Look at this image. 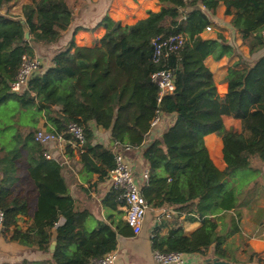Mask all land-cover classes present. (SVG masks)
<instances>
[{"label": "trees", "instance_id": "obj_1", "mask_svg": "<svg viewBox=\"0 0 264 264\" xmlns=\"http://www.w3.org/2000/svg\"><path fill=\"white\" fill-rule=\"evenodd\" d=\"M18 0H0V211L5 215L4 235L26 246L37 245L50 252L56 228V249L51 259L34 264H90L115 251L118 236H133L124 221L125 206L120 193L111 190L104 200L112 211L108 222L98 221L89 229V211H80L64 176V165L48 160L46 149L37 143L33 122L45 118L67 134L70 122L85 129L86 144L67 155L79 154L86 180L108 177L115 167L113 149L94 144L89 124L96 122L111 130L114 143L142 150L149 166V179L141 187L150 211L174 208L176 220L186 211L187 219H201L202 227L191 236L183 224L169 227L161 220L153 235L154 251L206 256L215 246V257L232 262L235 251L228 241L242 232V221L251 215L257 225L264 223V57L255 65L230 73L228 94L219 96L205 61L240 54L223 37L205 40L202 34L212 24L220 3L226 14L234 15L236 28L248 42L251 34L264 31V0H159L160 11H149L145 19L124 25L109 16L100 21L106 33L96 48L79 47L72 40L68 50L52 58V66L35 75L21 94L10 84L24 56H35L38 46L61 41L70 30L74 13L66 0H31L13 15ZM7 12L2 13L3 9ZM30 30V40L24 30ZM183 34L188 38L179 55L167 66L175 67L176 90L161 103L166 114H176L175 124L163 135L151 136V123L158 110L160 89L152 75L162 66L153 60V41L159 36ZM237 115L242 131L227 129L223 117ZM47 131L54 132L52 129ZM217 134L224 142L225 170L212 162L204 135ZM24 150L27 155L22 153ZM27 166L38 207L32 225L22 231L21 214L28 201L16 194L20 165ZM60 219L64 220L59 224ZM169 227L166 236L162 230ZM214 257V258H215ZM258 263L264 259L253 255ZM240 264L238 260L234 261Z\"/></svg>", "mask_w": 264, "mask_h": 264}, {"label": "crops", "instance_id": "obj_2", "mask_svg": "<svg viewBox=\"0 0 264 264\" xmlns=\"http://www.w3.org/2000/svg\"><path fill=\"white\" fill-rule=\"evenodd\" d=\"M20 2V0H18ZM23 4H28L31 0H23ZM68 6L74 13V22L70 30L63 32L60 42L51 46H38L35 48V55L40 57L42 61L41 73L45 72L52 66V58L56 55L68 50L69 44L74 40L79 47L96 48L100 46V41L104 37L106 31L100 26V21L104 16H109L115 21H119L124 25H134L138 21L145 19L149 11H160L159 0H66ZM17 4V3H16ZM21 3V6L23 5ZM20 6V7H21ZM12 10L19 8L13 5ZM2 13H5L2 11ZM15 14V13H13ZM21 14V9H20ZM234 15L226 14V6L220 3L212 16V24L216 29V33L209 35L203 34L205 40L217 39L223 37L228 43L238 50L240 54L233 57H224L220 60L214 59L212 56L205 61L206 67L213 75L214 83L217 86L221 84H229V77L232 70L242 71L249 69L264 57V31L262 34H251L248 42L242 38L241 32L236 28ZM40 47V49H38ZM176 114H168L163 125L162 131L157 132L154 139L160 138L164 131L171 128L176 121ZM224 124L227 129H236L242 131V121L237 115L223 117ZM94 133V144L103 145L112 149L115 146L111 130H106L102 126H98L96 122L89 124ZM34 129H52L57 130L54 123H48L45 118H40L33 122ZM152 135L148 138L145 145H150L153 141ZM204 141L208 149L210 158L214 165L221 171L225 170L226 163L224 161V142L217 134H205ZM67 142L54 143L48 147L55 161H59L64 165L63 176L69 185L71 195L76 200L77 208L80 211H89L92 218L88 221L89 229L96 227L98 221L108 222L112 211L105 209L104 200L110 193V183L108 178L101 180L99 175L84 181L83 167L80 163L79 154L74 157L67 155ZM24 156L27 153L22 150ZM133 171L138 178H141L143 172L148 168V163L143 159L142 150L136 149L128 153ZM20 165V182L16 185V194H21L22 199L28 201L27 214L19 215L18 225L22 231H27L32 225V215L38 207V196L34 192L27 166L24 163ZM2 175L0 174V180ZM143 185V184H142ZM141 185V187H142ZM264 207V203L262 204ZM119 211L125 212L123 219L126 221V211L123 207ZM160 210H153L147 213L143 224L142 232L133 236H118V245L115 250L119 255L118 264H159L154 258L153 235L155 230L160 228ZM187 213L184 211L181 219L176 220L175 215L170 220H165L169 227L174 223L183 224L185 235L191 236L194 232L202 227V221L196 218L194 221L187 219ZM64 220L60 219L59 224H63ZM169 227L162 230L161 235L166 236ZM56 228L52 229L53 238H56ZM13 230L0 236V264H34L51 259V253L42 252L35 244L31 247L12 241ZM243 239L250 250L251 256L257 255L264 259V223L257 225L251 215H245L242 221V232L230 238L229 243H235V239ZM52 241V242H53ZM186 256V255H185ZM201 257L205 264V260L215 257V246H211L206 256ZM196 256V257H197ZM234 257V256H233ZM191 259V256H186ZM195 261L201 260V258ZM236 258V259H234ZM232 262L239 259L234 257ZM194 261V262H195ZM240 264H260L254 258L251 262L248 260H238Z\"/></svg>", "mask_w": 264, "mask_h": 264}, {"label": "built area", "instance_id": "obj_3", "mask_svg": "<svg viewBox=\"0 0 264 264\" xmlns=\"http://www.w3.org/2000/svg\"><path fill=\"white\" fill-rule=\"evenodd\" d=\"M216 33V29L213 24L207 26L203 34L212 35ZM202 34V35H203ZM201 35V36H202ZM188 38L183 34H171L167 36H159L153 41L154 55L153 60L156 64L162 66V68L152 75L153 82L159 87L158 103L159 108L156 112V116L151 123V130L153 132L162 131L163 125L166 121L167 115L161 109V103L163 99L168 95H171L176 90L175 84V72L176 68L167 66L169 60L174 55H179L182 49L185 47ZM42 61L38 56H24L23 63L19 69L15 80L10 84L11 92L15 94H21L28 88L31 79L41 73ZM228 84H221L217 86V94L224 96L228 94ZM67 134L71 136V140L68 141L65 138V134L57 132H50L45 129H38L35 132L34 139L37 143L42 145L45 149V157L48 160H55L48 147L54 143H63L71 145L75 150H80L86 144L85 129L78 123L70 122L67 126ZM151 133V135H152ZM147 147V145H145ZM115 156V167L108 174V181L110 183L111 190H115L120 193V201L125 202L123 207L126 211V222L132 229L134 235H139L142 232L143 224L146 219L147 213L150 211V207L145 200L142 192L141 185L146 183L149 179V166L143 172L141 178H138L132 168L128 153L136 148L130 146H122L119 143H115L112 148ZM160 220L172 219L176 215L174 208H165L160 210ZM4 219L5 215L0 211V236L4 233ZM197 255L191 256V259L186 258L182 253H162L156 251L154 253L155 260L160 264H193V262L199 258ZM119 255L116 251L107 253L102 259H95L90 264H118Z\"/></svg>", "mask_w": 264, "mask_h": 264}, {"label": "rangeland", "instance_id": "obj_4", "mask_svg": "<svg viewBox=\"0 0 264 264\" xmlns=\"http://www.w3.org/2000/svg\"><path fill=\"white\" fill-rule=\"evenodd\" d=\"M22 1L23 0H20V2H18L17 4H15V5H18L19 6V8H17L16 10H12V8H11L12 14L15 13L13 15H15V16L16 15H20V9H21L20 6H21V3L23 4ZM3 12H7L6 8L3 9ZM38 49H40V47ZM263 202H264V200H263ZM168 220H170V219H168ZM21 221H22L21 219H18V222H21ZM234 241H235V243L234 242L232 243V246H233L232 249L235 251L234 257H236V256L239 257V259H237V260H248L251 257V254L249 253L250 250L247 249V244H245V241L243 239H240V238L239 239H235ZM233 258L231 260H233ZM234 259H236V258H234ZM201 262H203L202 258L199 261L193 262V264H201Z\"/></svg>", "mask_w": 264, "mask_h": 264}, {"label": "water", "instance_id": "obj_5", "mask_svg": "<svg viewBox=\"0 0 264 264\" xmlns=\"http://www.w3.org/2000/svg\"><path fill=\"white\" fill-rule=\"evenodd\" d=\"M24 38L26 41L30 40V30L28 28H25L24 30ZM156 132L152 133V139H154V136L156 135ZM146 148V146H145ZM57 241H53L50 246V252L53 253L56 249ZM205 264H236L235 262H229V261H223L220 260L219 258H208L205 260Z\"/></svg>", "mask_w": 264, "mask_h": 264}]
</instances>
